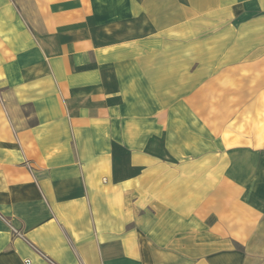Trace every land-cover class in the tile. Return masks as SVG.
Listing matches in <instances>:
<instances>
[{"label":"crops","instance_id":"1","mask_svg":"<svg viewBox=\"0 0 264 264\" xmlns=\"http://www.w3.org/2000/svg\"><path fill=\"white\" fill-rule=\"evenodd\" d=\"M0 264H264V0H0Z\"/></svg>","mask_w":264,"mask_h":264}]
</instances>
